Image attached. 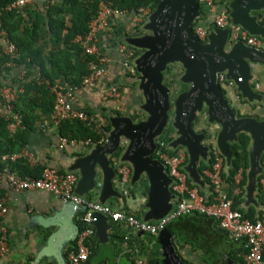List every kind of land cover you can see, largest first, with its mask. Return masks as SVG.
Segmentation results:
<instances>
[{"label": "water", "instance_id": "1", "mask_svg": "<svg viewBox=\"0 0 264 264\" xmlns=\"http://www.w3.org/2000/svg\"><path fill=\"white\" fill-rule=\"evenodd\" d=\"M227 8L232 25L239 26L250 36L264 38V25L258 21V14L264 12V0H229ZM200 17L198 0H160L144 26L145 34L122 38L123 43L140 51L134 65L139 73L138 89L144 100L141 109L146 117L139 122L130 117L114 116L109 119L111 131L106 142L94 146L85 156L74 159L67 170L79 173L75 194L84 197L94 191L100 173L99 202L104 204L109 197H118L112 183L115 172L109 157L123 147L119 162L132 168V183L142 175L148 182L145 221L162 219L171 211L174 195L169 189L172 180L165 173L164 166L152 157L156 140L171 121L176 136L171 147L186 148L189 178L202 185L197 167L201 159L206 160L208 147L203 144L205 135L196 133L192 125L204 112L209 123L219 126L216 147L228 167L231 162L228 144L236 142L238 134L249 136L250 169L246 190L249 196L252 195L256 178L261 173L259 161L264 154V121L237 117L217 81V75L224 74L227 81H232L242 98L250 102L260 100L261 96L254 91L258 84L254 86L253 83L261 73L264 75V51L248 47L242 41L230 42L228 30L216 27L208 32L206 42H201L193 32V25ZM172 65L181 67L183 74L179 81L187 87L174 100L170 99L171 89L164 84V73ZM59 203L48 215L29 216L27 227L52 229L38 251V260L67 264L63 251L76 238L78 225L75 216L78 209L70 202ZM93 217L96 219L93 223L95 237L100 242H106L110 228L107 218L99 214ZM170 238L166 229L158 234L166 264H183L175 255Z\"/></svg>", "mask_w": 264, "mask_h": 264}, {"label": "built area", "instance_id": "2", "mask_svg": "<svg viewBox=\"0 0 264 264\" xmlns=\"http://www.w3.org/2000/svg\"><path fill=\"white\" fill-rule=\"evenodd\" d=\"M30 0H16L9 3L5 8L0 9V44L2 52L8 58L4 67L16 66L19 53L8 36V32L2 25L1 17L4 12H19ZM207 13L212 16V24L219 29H227L229 40L232 43L242 41L246 46L259 49L261 39L250 36L239 26L232 25L229 19L228 8L216 9L217 0H198ZM228 7V6H227ZM150 7H140L135 11L120 10L111 3H99L95 16L88 24V31L84 37H76L74 43L80 46L84 54L93 56L88 67V73L82 79L78 87H69L66 82L58 81L51 86L50 92L53 96V110L51 116L42 122L41 130L47 131L51 127L58 128L63 122L78 120L86 125L92 126L99 136L97 142L91 140H71L63 136L58 138V149L81 147L91 148L104 143L106 121L94 118L80 109L74 107L76 94L81 91L97 90L98 98L102 102H111L114 109L122 111L121 102L122 90L111 80V70L115 66L122 72L121 75L137 79V72L134 61L139 56L137 49L128 46L123 42L113 45L115 54L113 60L106 52L101 51L99 45L102 37L115 25H122L123 37H140L145 34L144 26L147 24L150 14ZM198 21V20H197ZM195 22L193 32L203 43L206 42L208 28L202 22ZM259 23L264 25V15L259 17ZM181 68L179 65H174ZM38 73L37 69L33 70ZM21 80V79H20ZM109 81V82H108ZM217 81L224 87H233L232 81H227L224 74L217 75ZM22 89L16 85L0 87V101L3 107L1 116L16 127H21V116L14 111L16 103ZM155 159L158 160L165 169L167 176L172 180L171 189L178 195L175 207L165 217L155 223H146L127 215L124 212L112 209L109 205H103L95 201L87 200L75 194L74 190L78 181V176L74 172L61 173L57 168L45 167L39 177L21 176L11 166L22 160L26 163L35 164V159L27 150H21L15 154L0 155V187L4 185L16 193L24 192H44L50 194L61 202H70L78 209L75 221L78 222V232L75 238V247L67 254V264H86L90 254V241L95 237L93 223L95 214L102 215L112 223L125 224L137 234L157 235L160 231L174 219L187 215H202L217 222L218 227L224 231L233 241H244L246 252L243 259L245 264H264V224L257 221L251 222L244 219L241 213L232 209V203L226 196L222 195L220 188L222 185V160L214 151V163L210 170L206 171L212 189V198L207 199L200 195L196 189L188 187L187 177L182 170L185 163V153H169L168 142L159 138L156 141L154 152ZM116 172L122 184H125L130 175V168L120 164L116 167ZM259 191L264 200V175L259 179ZM7 214L5 200L0 196V259H5L9 253L8 232L4 224ZM77 224V225H78ZM133 264H146L142 259H135Z\"/></svg>", "mask_w": 264, "mask_h": 264}, {"label": "crops", "instance_id": "3", "mask_svg": "<svg viewBox=\"0 0 264 264\" xmlns=\"http://www.w3.org/2000/svg\"><path fill=\"white\" fill-rule=\"evenodd\" d=\"M31 4V2L28 3L26 5V8L32 10V8L34 7H31ZM36 9L37 8H35V10ZM38 9H40V7ZM216 9H220V7L216 5ZM200 12L201 17L198 18V20H201L202 24L208 28L209 32L214 27L212 24V16L207 13V10L204 7ZM113 27L111 31H113ZM122 38L123 37L121 36L120 42H122ZM99 45L101 46V51L106 52L108 56H110L113 60H116L114 59V57H117V55L115 54V50L114 47H112L111 42L109 43V39L107 36L102 37ZM37 46L41 48L43 52H45L50 47L49 44L47 46V44L42 40ZM0 47H2L1 44ZM259 49L264 51V38L261 39V46ZM0 50L2 51L1 48ZM26 68L18 66L6 68L3 66L0 75V87L17 85V81L26 76ZM33 70L34 69L32 67V71ZM121 73L122 72L117 68V66H115L114 63L112 66L110 77L116 85L121 87V102L123 104L122 111L117 112L111 102H102L98 98L96 89L78 92L74 100V107L76 109L84 111L91 117L104 119L106 121V127L110 125L109 119L114 116L130 117L133 121L137 122L145 119L146 115L141 109L144 100L138 89V78H128L121 75ZM182 74L180 75V77L182 76ZM255 84H258V86L254 88V91L259 94L261 98L260 100L255 99L251 102L247 99L242 98L241 95L237 93L234 86L222 87L231 107L235 109L237 117H250L255 118L259 122H262L264 121L263 73H261L254 81L253 85L255 86ZM182 87L183 89L185 88L184 90L186 91L187 87L184 85ZM181 92L184 91H180L179 93ZM2 111L3 107L0 101V117L5 120V118L1 116ZM111 111H115L119 113V115H113ZM135 112L140 114V120L131 117V115L135 114ZM49 117H44L41 119L35 130L30 134L27 145L23 148L24 150H27L32 154L36 162L35 164H27L30 167L40 166L42 167V169L45 167H54L58 170L67 172L74 159L85 156L93 147L87 149L81 147L70 149L67 148L63 150L58 149V138L60 136L58 134L59 127L56 129L51 127L47 131H42L40 128L42 122L44 120H47ZM7 122L8 130L10 131V133H14L19 128L12 125L9 121ZM192 128L198 134H204L202 131H206L207 134H209V139L204 134L205 139L203 140V144L208 147V155L206 160H200L197 171L200 164L206 163L210 157V154L213 155L214 151H216L222 160V173L227 172L230 166L228 167L226 165L225 158L219 153L216 147V134L219 131V126L214 123H209L206 114L202 112L197 116L192 125ZM108 134H105L106 136L104 137V143L107 140ZM159 138L165 139V141L168 142L169 150L185 153L186 158L182 170L187 177V184L188 182H190L192 186L190 188L196 189L199 194L201 192L205 196H212V191H210V181L206 176V171L208 170H203L202 173L203 176L208 179L209 184H207L203 180L199 172L198 174L200 175L203 183L202 185L194 183L192 179L189 178V175L186 171V167L188 165V154L186 148L178 146L176 149H173L171 147V143L176 139L175 130L171 125V121L168 123L162 136ZM249 148L250 143L247 149V166H245L244 161H242V166L236 173L233 182H226L222 179L220 192L231 201V206H233L237 201L238 203L237 205H235V207L239 211L251 214L256 220L264 224V200L260 195L258 183L259 177L264 174V165L262 166L259 161L261 173L256 178L255 190L253 191L252 195L249 196L246 190L247 175L250 169L248 154ZM120 156L113 161L110 160L112 156L109 157L110 166L115 172V177L112 179V183L119 196L109 197L108 199H106L103 205H109L112 209L124 213H126L124 211L126 210L129 215L131 214L130 216L142 222L155 223L159 221H145V215L148 212L146 204L148 199L147 190L149 187L145 176L142 175V177L137 182L132 183V168L128 164H123L127 165L130 168V175L128 181L125 184H122L120 182L116 172V167L122 164L119 162ZM74 173L78 176L79 180V173ZM244 174L246 175V182L243 186H241L240 183L243 179L242 177ZM101 184L102 175L99 173L97 176V187L94 191L89 192L83 198L100 203L99 196L101 192ZM171 184L169 186V189L174 195V200L171 201V210H173L178 195L172 191ZM0 196L5 200V205L7 207V214L4 219V224L7 228L8 245L10 248L9 255L5 259H0V264H47V259H37L38 251L41 245L45 242L44 230L39 227L29 229L27 227V219L29 216L35 214H50L53 210L52 208L58 207L60 204L59 202L61 201L50 194L39 191L16 193L11 191L10 189H7L4 185L0 187ZM258 197L261 198V201ZM243 213L241 214L243 215ZM176 219L170 222L171 228L169 229V234L171 235V246L173 247L174 253L181 263L245 264L243 259L244 253L246 252L244 241L231 240L228 235L218 227V224L215 220L204 218L198 214L187 215V217L182 216L181 219ZM108 223L110 228L107 231V241L100 242L96 237H94V239L90 241L91 250L86 264H133L135 259H142L146 262V264H166V260L162 255V248L158 240V234L141 235L134 233L130 229V227L125 224L112 223L110 221H108Z\"/></svg>", "mask_w": 264, "mask_h": 264}, {"label": "trees", "instance_id": "4", "mask_svg": "<svg viewBox=\"0 0 264 264\" xmlns=\"http://www.w3.org/2000/svg\"><path fill=\"white\" fill-rule=\"evenodd\" d=\"M16 0H0V9L5 8L9 3ZM31 9L25 7L21 11L4 12L1 17L2 25L8 32L10 40L16 46L19 59L16 66L26 68V76L18 80L17 87L22 89L16 103L14 111L21 115L22 125L14 133L8 130V122L0 117V155L15 154L20 152L28 142L30 134L35 130L38 123L44 117H49L53 110V96L50 87L58 81H64L69 87H78L84 76L88 73V67L93 56L84 54L83 50L73 41L76 37H84L88 31V24L95 16L99 3H111L120 10L135 11L140 7H150L153 11L160 0H30ZM40 3V5H39ZM220 8H227L228 0L215 2ZM35 5V6H34ZM40 7V9H38ZM26 8V9H25ZM35 8H37L35 10ZM203 6L200 5V11ZM259 17L264 15L260 12ZM201 20H198V22ZM113 31L107 33L109 43L112 46L120 42L122 36V25H115ZM194 26V25H193ZM211 27V26H210ZM209 27V28H210ZM123 37V36H122ZM41 40L49 44V48L43 52L37 45ZM2 49V47H0ZM8 58L0 50V75L2 68ZM37 69L38 73L32 71ZM182 69L177 66H169L164 73V84L172 89L170 99L174 100L180 91H185L179 82ZM177 87V88H176ZM113 115H119L111 111ZM134 119H141L140 114L135 112L131 115ZM110 125L105 128L107 135L110 132ZM209 139V134L202 131ZM58 134L71 140H91L97 142L99 136L92 127L86 126L78 120L63 122L58 128ZM105 135V136H106ZM159 140V138H158ZM250 138L244 134H238L237 141L228 144L231 154L230 168L222 173V179L226 182H233L236 173L244 161L247 166V149ZM123 152V147H119L110 160H116ZM177 151L169 150L170 154ZM244 156V158H243ZM155 158V155L152 156ZM214 163V156L210 154L206 163H201L198 172L203 180L209 184L208 179L203 176V170H210ZM264 165V155L260 160ZM12 170L21 176L39 177L42 167H30L25 161H18L11 166ZM61 173L64 171L59 170ZM264 175V174H263ZM241 186L246 182V175L242 177ZM189 187H192L188 182ZM210 191L212 189L210 188ZM200 195L211 199L212 196ZM261 201V198L258 197ZM232 209L239 211L235 205ZM127 215L129 213L124 210ZM131 215V214H130ZM244 215V216H243ZM243 217L251 222H257L251 214L243 213ZM202 216V215H200ZM187 217V216H185ZM206 218L205 216H202ZM179 217L178 219H181ZM177 220V219H176ZM78 224V222L76 221ZM79 226V224H78ZM171 223L165 229L169 232ZM52 230H44V241ZM75 247V240L71 242L63 251L65 260L70 250ZM47 264H56L53 260H48Z\"/></svg>", "mask_w": 264, "mask_h": 264}, {"label": "rangeland", "instance_id": "5", "mask_svg": "<svg viewBox=\"0 0 264 264\" xmlns=\"http://www.w3.org/2000/svg\"><path fill=\"white\" fill-rule=\"evenodd\" d=\"M139 52V54H140V51H138Z\"/></svg>", "mask_w": 264, "mask_h": 264}]
</instances>
